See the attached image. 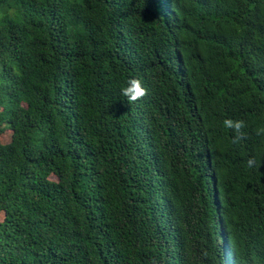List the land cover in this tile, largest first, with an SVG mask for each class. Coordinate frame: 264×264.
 Segmentation results:
<instances>
[{"label":"trees","instance_id":"obj_1","mask_svg":"<svg viewBox=\"0 0 264 264\" xmlns=\"http://www.w3.org/2000/svg\"><path fill=\"white\" fill-rule=\"evenodd\" d=\"M167 1L0 0V264H157L177 240L160 170L174 223L221 209L242 264H264V0Z\"/></svg>","mask_w":264,"mask_h":264},{"label":"clouds","instance_id":"obj_2","mask_svg":"<svg viewBox=\"0 0 264 264\" xmlns=\"http://www.w3.org/2000/svg\"><path fill=\"white\" fill-rule=\"evenodd\" d=\"M169 1L164 0L165 8H169ZM124 101L131 105V108L137 107L142 114L136 116L138 123L139 136L142 142L148 146L157 144L158 134L149 126L152 120V111L147 107L148 89L137 78H130L120 90ZM192 96L193 105L190 110L192 116H195L194 106L198 95ZM185 127L184 123H181ZM223 126L233 132V143H238L244 139L243 129L247 127L242 119L234 120L226 118ZM264 133V128L258 129L257 134ZM183 137L187 135L180 134ZM249 168L256 166V160L250 157L247 161ZM166 174L170 179L166 177ZM172 176L164 170H160L156 177L149 184V188L154 191L152 200H155L157 211L165 213L170 221V229L177 230V240L168 244L169 252L164 253V257L156 262L157 264H242L240 251L236 245L235 239L228 229L229 222L224 211L219 209L214 214L200 213L194 206L193 210L184 218L183 225L173 221L179 216L180 206L183 201H176L175 196L180 191L173 190ZM173 180V179H172ZM164 193V194H162Z\"/></svg>","mask_w":264,"mask_h":264},{"label":"bare ground","instance_id":"obj_3","mask_svg":"<svg viewBox=\"0 0 264 264\" xmlns=\"http://www.w3.org/2000/svg\"><path fill=\"white\" fill-rule=\"evenodd\" d=\"M167 5H168V7L171 8V9H172V7L174 6L173 3H168Z\"/></svg>","mask_w":264,"mask_h":264}]
</instances>
